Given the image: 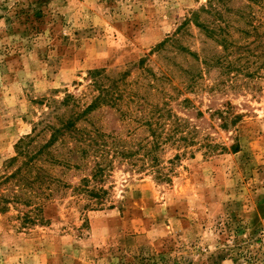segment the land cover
Returning <instances> with one entry per match:
<instances>
[{
  "label": "rangeland",
  "instance_id": "obj_1",
  "mask_svg": "<svg viewBox=\"0 0 264 264\" xmlns=\"http://www.w3.org/2000/svg\"><path fill=\"white\" fill-rule=\"evenodd\" d=\"M28 137L0 264H264V0H0V176Z\"/></svg>",
  "mask_w": 264,
  "mask_h": 264
},
{
  "label": "trees",
  "instance_id": "obj_2",
  "mask_svg": "<svg viewBox=\"0 0 264 264\" xmlns=\"http://www.w3.org/2000/svg\"><path fill=\"white\" fill-rule=\"evenodd\" d=\"M73 101V97L69 96L67 100L65 101V105H69ZM68 127V126H66ZM34 142V138L28 137L27 141L23 142L21 146L19 147V154L18 156L10 159L6 165L4 175L0 176V210H5L7 208V205L11 203H16L17 205H23V206H29L28 204L31 202L28 197L23 198L22 196H19L18 193H23L27 196V193L29 191H32L33 185L40 179V177L33 176L31 173L32 169H34L36 165V160L39 158L37 155L38 153L32 155L30 153L31 144ZM25 158V161L21 162V159ZM13 170V172L8 173V170ZM102 172L101 166L98 167L96 170H94L93 174L91 175V179H94L95 181L98 180V177L100 176ZM36 178V179H35ZM85 185L83 189L81 188L82 192L88 193L91 197L98 198L99 194L98 192L100 190L97 189V187L94 185L92 189L89 187L90 180L84 179ZM87 184V185H86ZM14 191L12 193L11 199H6L3 195V193L8 191ZM31 195V194H28ZM31 212L24 213V221L29 223L32 222L35 218L31 216Z\"/></svg>",
  "mask_w": 264,
  "mask_h": 264
}]
</instances>
